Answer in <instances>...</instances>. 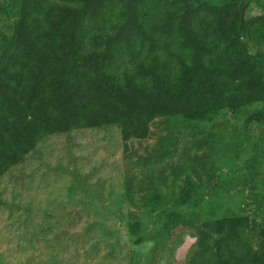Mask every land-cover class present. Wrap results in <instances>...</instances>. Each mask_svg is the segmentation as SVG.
Instances as JSON below:
<instances>
[{"label": "trees", "instance_id": "1", "mask_svg": "<svg viewBox=\"0 0 264 264\" xmlns=\"http://www.w3.org/2000/svg\"><path fill=\"white\" fill-rule=\"evenodd\" d=\"M252 1L0 0V178L49 136L115 128L126 147L157 121L242 110L244 134L264 126V12L247 18ZM192 159L194 179L128 184L132 206L160 224L148 238L126 224L152 243L136 264H264V213H183L199 203L183 192L201 201L216 183L210 154Z\"/></svg>", "mask_w": 264, "mask_h": 264}, {"label": "rangeland", "instance_id": "2", "mask_svg": "<svg viewBox=\"0 0 264 264\" xmlns=\"http://www.w3.org/2000/svg\"><path fill=\"white\" fill-rule=\"evenodd\" d=\"M263 12L264 0H253L245 15ZM244 113L225 111L191 125L157 121L147 139L126 147L115 128L47 137L0 178V264H136L152 243L137 242L126 224L142 222L139 236L145 238L160 224L132 206L128 184L138 191L148 181H170L173 173L194 179L195 170L201 173L194 153L210 154L216 183L203 189L201 201L198 190L183 192L199 201L182 207L183 213L209 220L230 209L259 221L264 126L244 134ZM83 183L88 190L80 188Z\"/></svg>", "mask_w": 264, "mask_h": 264}]
</instances>
